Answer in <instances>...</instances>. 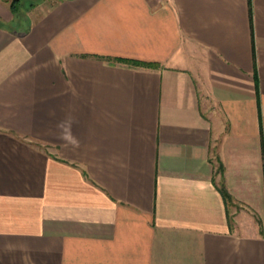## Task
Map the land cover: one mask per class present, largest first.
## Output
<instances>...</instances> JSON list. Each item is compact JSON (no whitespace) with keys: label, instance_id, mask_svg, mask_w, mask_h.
Returning <instances> with one entry per match:
<instances>
[{"label":"crops","instance_id":"1","mask_svg":"<svg viewBox=\"0 0 264 264\" xmlns=\"http://www.w3.org/2000/svg\"><path fill=\"white\" fill-rule=\"evenodd\" d=\"M22 1L0 264H264V0Z\"/></svg>","mask_w":264,"mask_h":264},{"label":"trees","instance_id":"2","mask_svg":"<svg viewBox=\"0 0 264 264\" xmlns=\"http://www.w3.org/2000/svg\"><path fill=\"white\" fill-rule=\"evenodd\" d=\"M2 1L8 3V6L12 13H15L17 8H20L22 2V0H2ZM129 62H133V61H129ZM133 63H135V61ZM218 189L221 192L225 203L227 205L232 204L233 203L232 197L230 196L226 188L223 185H220Z\"/></svg>","mask_w":264,"mask_h":264},{"label":"rangeland","instance_id":"3","mask_svg":"<svg viewBox=\"0 0 264 264\" xmlns=\"http://www.w3.org/2000/svg\"><path fill=\"white\" fill-rule=\"evenodd\" d=\"M23 2H24V1L21 2V6H20V8H17L16 12H15V13H12V14H14L13 16H15L16 18H20V17L22 16V14L24 13L23 10H22V6H23V7H24V6H28L29 3H30L29 1H27V3H25V4L23 5ZM0 23H2L1 19H0Z\"/></svg>","mask_w":264,"mask_h":264}]
</instances>
